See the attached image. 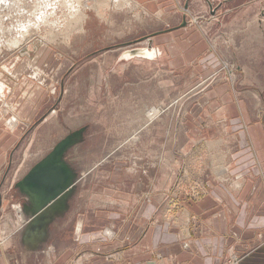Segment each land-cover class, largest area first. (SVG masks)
<instances>
[{"label":"rangeland","instance_id":"obj_1","mask_svg":"<svg viewBox=\"0 0 264 264\" xmlns=\"http://www.w3.org/2000/svg\"><path fill=\"white\" fill-rule=\"evenodd\" d=\"M150 1L21 0L0 13L2 36L22 39L0 50V85L10 89L0 98V250L10 246L8 257L53 264L71 250L76 264H121L137 244L125 235L141 224L142 210L163 234L182 233V205L202 196L201 166L211 170L200 144L199 154L191 151L194 130L202 138L220 131L207 118L224 108L222 96L264 120V0H164L148 8ZM72 6L85 13L81 22L72 23ZM136 49L160 52L126 57ZM214 94L219 107L199 102ZM12 118L22 124L15 131ZM82 128L66 155L78 180L69 211L43 251L27 253L22 235L32 212L18 185ZM125 202L139 209L127 213ZM120 213L129 225L115 219ZM235 254L222 263L239 264Z\"/></svg>","mask_w":264,"mask_h":264},{"label":"crops","instance_id":"obj_2","mask_svg":"<svg viewBox=\"0 0 264 264\" xmlns=\"http://www.w3.org/2000/svg\"><path fill=\"white\" fill-rule=\"evenodd\" d=\"M167 1L174 6L173 0ZM161 2L164 0H151L145 6L150 8V5H160ZM159 52L158 49H151L145 57L157 58ZM13 74L15 77L14 71ZM3 87V92L0 88V98L5 100L10 89L5 85ZM212 97L213 99L208 96L199 102L206 106L213 103V108L219 107L220 104L216 102L219 95L214 94ZM232 100L230 95L228 98L222 96L224 108L207 118L209 124H212V127L219 126L220 131L211 130L206 138H202L204 133L198 134L194 130L195 140L190 139L194 143L193 148L197 149L191 151L199 154L201 149H198L197 145L200 144L201 148H204L202 156L211 158V170L206 172L204 166H201L202 170H199L200 176L197 179L201 182L202 196L196 200L187 199L182 205L183 213L177 220L184 223L183 232L176 228L163 234V229H160L159 223L155 221L156 217H150L147 215L148 211L145 213V210H142L138 217L142 221L141 224L135 222V232L125 235L126 242L133 241L137 244L134 248L124 251L117 263L161 264L174 259L175 264H223L227 254L234 251L239 264H264V120L250 113L246 105L247 110H244ZM13 119L18 121L17 118ZM84 130L81 129L82 133ZM185 151L187 152V148ZM65 162L76 175L71 196L63 206L57 208L50 223L40 227L41 229L34 228L27 232L29 223L33 220V216L31 217L22 235L23 247L27 253H41L44 244L50 240L54 223L69 211L78 180L77 173L66 160V156ZM2 163L0 156V165ZM138 188L140 190V185ZM125 203L123 206L121 204L120 208H124L127 213L129 209H139L138 205ZM133 212L132 210L130 213ZM127 217V214L120 213L115 219L123 222ZM127 221L128 218L125 222ZM138 228L140 231L136 232ZM8 249L11 251L10 246L0 250V264H26L15 256L8 257ZM73 256L74 253L70 250L53 264H76L80 258ZM125 258L128 262H125Z\"/></svg>","mask_w":264,"mask_h":264},{"label":"water","instance_id":"obj_3","mask_svg":"<svg viewBox=\"0 0 264 264\" xmlns=\"http://www.w3.org/2000/svg\"><path fill=\"white\" fill-rule=\"evenodd\" d=\"M145 50L128 52L129 57L143 56ZM82 131L69 135L32 169L18 185L22 194L30 199L33 220L27 232L41 229L50 223L59 206H63L71 196L75 183V173L65 162L67 151L82 141Z\"/></svg>","mask_w":264,"mask_h":264},{"label":"bare ground","instance_id":"obj_4","mask_svg":"<svg viewBox=\"0 0 264 264\" xmlns=\"http://www.w3.org/2000/svg\"><path fill=\"white\" fill-rule=\"evenodd\" d=\"M20 1L21 0H0V13H1V15H3L4 16V14H3V11L2 10H4L5 8H7L8 6L12 9L13 7H15L16 5H17V7H19V3H20ZM57 1H60V0H57ZM121 1V0H120ZM82 2H79V5L81 4ZM89 4L88 5H86V9L88 8V7H90V8H92L91 6L93 5V3H94V1L92 2V5H91V1H89L88 2ZM76 4H78V2L76 3ZM8 5V6H7ZM62 7H63V5L64 6H71V4H70V0H66V1H64V0H62ZM128 5V4H127ZM83 6H85L84 4H83ZM73 7V6H72ZM73 10H76L75 12H71L70 14H71V16H70V18H71V21H72V23H78V21L79 22H81V20L82 19H80V15H82V14H84V18L86 17V15H85V13H83V11H81V10H78V8L76 9L75 7H73L72 8ZM74 21V22H73ZM78 25V24H77ZM75 26H76V24H75ZM31 28V27H30ZM11 30V29H10ZM172 31V30H171ZM0 32H2V33H0L1 35H0V50H1V46H5V47H7V48H14V47H17V46H20L21 45V43H22V39H17V38H13V37H4V36H2L3 34H4V31L2 30V28H1V31ZM147 53H149V51H147V50H145V54L143 55V56H140V57H145V55L147 54ZM126 57H129L128 55H126ZM2 85V84H1ZM0 85V86H1ZM3 90H4V87L2 86L1 87V91L3 92ZM2 92H0V93H2ZM4 105V104H3ZM3 113V112H2ZM155 113H157V111H155ZM5 114V113H4ZM10 121L11 120H9L8 121V126L10 127V129L12 130V131H15V129L17 128V127H19V125L20 124H18V121H17V123L15 124L14 122L13 123H10ZM232 255V254H231ZM234 258V257H233Z\"/></svg>","mask_w":264,"mask_h":264}]
</instances>
